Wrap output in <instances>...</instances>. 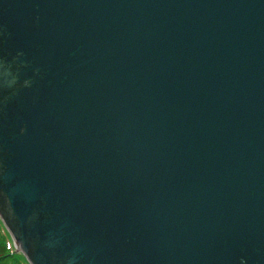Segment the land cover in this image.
<instances>
[{"label":"water","instance_id":"water-1","mask_svg":"<svg viewBox=\"0 0 264 264\" xmlns=\"http://www.w3.org/2000/svg\"><path fill=\"white\" fill-rule=\"evenodd\" d=\"M0 220L29 264H264V0H0Z\"/></svg>","mask_w":264,"mask_h":264},{"label":"trees","instance_id":"trees-1","mask_svg":"<svg viewBox=\"0 0 264 264\" xmlns=\"http://www.w3.org/2000/svg\"><path fill=\"white\" fill-rule=\"evenodd\" d=\"M0 264H29L21 253H15L11 238L0 221Z\"/></svg>","mask_w":264,"mask_h":264}]
</instances>
